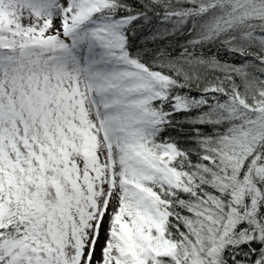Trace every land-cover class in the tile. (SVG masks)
I'll return each instance as SVG.
<instances>
[{
  "label": "snow or ice",
  "instance_id": "obj_1",
  "mask_svg": "<svg viewBox=\"0 0 264 264\" xmlns=\"http://www.w3.org/2000/svg\"><path fill=\"white\" fill-rule=\"evenodd\" d=\"M0 264H264V0H0Z\"/></svg>",
  "mask_w": 264,
  "mask_h": 264
}]
</instances>
